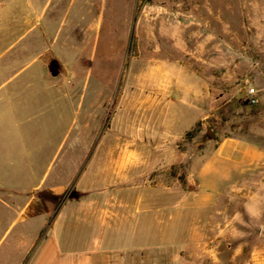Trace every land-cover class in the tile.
Segmentation results:
<instances>
[{"label": "rangeland", "instance_id": "1", "mask_svg": "<svg viewBox=\"0 0 264 264\" xmlns=\"http://www.w3.org/2000/svg\"><path fill=\"white\" fill-rule=\"evenodd\" d=\"M33 1L48 22L26 35L32 13L0 0V82L19 72L0 89V256L21 264L113 127L173 160L160 179L213 181L192 264H264V0Z\"/></svg>", "mask_w": 264, "mask_h": 264}, {"label": "crops", "instance_id": "2", "mask_svg": "<svg viewBox=\"0 0 264 264\" xmlns=\"http://www.w3.org/2000/svg\"><path fill=\"white\" fill-rule=\"evenodd\" d=\"M15 2L17 6L23 2L24 10L32 13L22 21L26 35L47 25L48 21L40 24L45 4L33 0ZM57 31L47 40L46 50L52 51L63 65V57L55 47ZM37 72L41 76V70ZM18 73H3L8 76L0 82V89L9 86ZM34 82L40 84L31 87L36 89V96L48 103L44 81ZM22 86L30 87L25 82ZM55 92V102L64 99L63 89L57 86ZM114 122L112 119L109 124ZM113 130L111 127L109 134L113 145L108 146L107 138L100 139V148L92 150V170L86 175L89 159L45 232L24 249L21 264H192L203 254L208 256L203 227L207 232L212 198L206 187L213 186V181H204L200 176L208 167V158L199 170V183L190 178L183 183L165 181L160 179L159 171L172 165V159L162 160L153 147H141L139 139L130 138L127 128H120L119 133ZM222 149L217 148V153ZM244 152L256 169L262 153L257 149ZM194 187L203 189L194 191ZM19 263L13 261L11 249L0 256V264Z\"/></svg>", "mask_w": 264, "mask_h": 264}, {"label": "built area", "instance_id": "3", "mask_svg": "<svg viewBox=\"0 0 264 264\" xmlns=\"http://www.w3.org/2000/svg\"><path fill=\"white\" fill-rule=\"evenodd\" d=\"M248 95L250 96L251 100H254V96H255V90L254 89H250L248 91Z\"/></svg>", "mask_w": 264, "mask_h": 264}]
</instances>
